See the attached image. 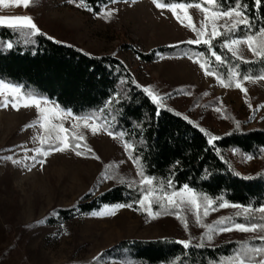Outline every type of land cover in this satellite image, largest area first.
Segmentation results:
<instances>
[{
	"label": "rangeland",
	"instance_id": "obj_1",
	"mask_svg": "<svg viewBox=\"0 0 264 264\" xmlns=\"http://www.w3.org/2000/svg\"><path fill=\"white\" fill-rule=\"evenodd\" d=\"M175 6L174 14L171 8L157 7L151 0H133L111 3L92 13L80 0H31L23 16L31 18L40 32L54 41L91 55H113L137 85L162 98L157 105L181 114L212 137L218 138L234 127L264 130L263 79L240 82L245 89L242 92L236 84L226 88L214 75L206 74L196 60L181 56H159L150 62L138 59L137 52L188 44L197 38L198 31L208 38L213 24L220 33L235 19L220 16L212 20V12L200 6ZM233 50L241 60L254 57L244 42ZM8 86L4 83L0 89V102L6 103L0 107V264H128L101 257L122 242L188 240L189 245L214 246L255 237L251 229L219 230L225 218L240 207H213L212 203L206 214L205 202L196 209L187 197L183 203L177 200L178 207L164 200L173 211L169 214L156 212L152 204V215L139 205L137 210L103 206L93 213L103 211L104 215L91 213L48 222L55 209L79 203L84 195L95 197L118 179L142 185L141 176L122 141L92 120L74 118L60 110L58 119L52 117L42 127L43 117L35 105L24 107L25 101L18 100L17 109H13L7 103L16 95ZM48 106L55 103L49 101ZM52 125L62 126L65 132ZM58 134L68 138L69 147L48 151L50 145L59 144ZM35 149L48 151V155ZM77 150L80 156L75 154ZM34 156L44 163H36ZM227 157L243 176L254 175L264 167V151L258 157L228 151ZM109 168L111 178L105 175Z\"/></svg>",
	"mask_w": 264,
	"mask_h": 264
},
{
	"label": "trees",
	"instance_id": "obj_2",
	"mask_svg": "<svg viewBox=\"0 0 264 264\" xmlns=\"http://www.w3.org/2000/svg\"><path fill=\"white\" fill-rule=\"evenodd\" d=\"M80 1L92 13L112 3L111 0ZM123 1L133 0H117ZM158 3L199 5L211 12L238 7L243 16L249 18L251 32L243 24L235 27L232 24L211 39L213 50L222 56L224 63L217 62L204 44H180L158 47L149 53L137 52L139 60L150 62L159 56L196 60L205 63V71L223 80L226 88L244 81V76L264 77V56L253 55L251 61H244L222 46L223 40L235 37L251 35L254 41L264 39L257 35L264 27V0L258 6L256 0H240L239 5L236 0H214L212 4L203 0H158ZM30 31L0 26V81L19 87L25 95L43 96L59 105L61 111L71 112L76 118L89 117L106 133H115L123 144L132 145L127 155L138 174L142 172L153 178L152 185H131L122 179L115 180L108 190L95 197L84 195L79 203L55 209L54 217L48 222L89 215L115 203L126 202L132 205L127 208L137 210L135 202L149 190L154 193L153 209L169 214L173 212L171 207L164 204L162 207L157 197L187 184L201 205L207 196L213 201V207L225 202L250 206L240 207L219 226L257 224L261 227L251 229L255 237L231 239L214 246L190 244L187 249L166 240L122 242L105 251L101 258L128 264H238V257L249 264L264 258V241L259 239L264 236V211L260 210L264 205V167L254 175L243 176L227 157L228 151L258 157L264 151V130L242 131L234 127L209 145L212 136L207 130L201 131V127L181 114L153 104L113 55H91L48 39L45 34L25 35ZM8 43L12 44L11 49L7 48ZM133 156L140 159L133 161ZM112 173L110 168L105 171L109 178Z\"/></svg>",
	"mask_w": 264,
	"mask_h": 264
},
{
	"label": "snow or ice",
	"instance_id": "obj_3",
	"mask_svg": "<svg viewBox=\"0 0 264 264\" xmlns=\"http://www.w3.org/2000/svg\"><path fill=\"white\" fill-rule=\"evenodd\" d=\"M29 2H30V0H0V5L5 4V3H11V4H14L17 6H28ZM111 2L116 3L117 0H111ZM213 2H214V0H206V3H208V4H212ZM239 2H240V0H236L237 5H239ZM68 3H73V0H68ZM153 3L157 7H169V8H171L175 14V8L177 6H175V5H161L158 3V0H153ZM260 3H261V0H256L257 6ZM179 7L181 9H183L185 7V5L180 4ZM197 7H199V5H197ZM109 11L112 12V11H115V9H111ZM204 11L207 12V9H204ZM220 16H224V17L234 16L235 19H233V21H232L233 27H235L237 24H243L249 30V32H251V25L249 23V18L247 16H243L242 12L238 9V7H228L226 10L219 11V12L214 11L211 13V19L212 20H215L216 18H218ZM242 16H243V18H241ZM208 19H209V17L206 16L205 20L207 21ZM0 25L7 26L11 29H17V28L31 29L30 32L25 33V35H27V36H31L34 34L43 35V33H40V30L33 23L31 18H29L27 16H16V17L0 16ZM218 35H220V33L217 31L216 26L213 24L211 34L208 38H204L203 32L198 31L197 32V38L194 40H189V41H187V43L192 44V45H199V44L203 43L204 45H207L208 46V52L211 54V56H214L215 60L217 62L224 63L225 61L222 59V56L213 50V47L211 44V39L213 37L218 36ZM257 35L264 36V27H261L259 29V32L257 33ZM48 39H53V38L49 36ZM241 42H244L247 44L249 50L253 53L254 56H257V57L264 56V39H259V40L254 41V39L251 35H247V36H243V37H235L231 40L225 39L222 42V46H223V48H227L229 51H231L233 56H236V52L233 50V46L238 45ZM6 46L9 49L12 48L11 43H8ZM200 55H203V53H200ZM205 67H206L205 63H200L201 69H205ZM206 74H209V73H206ZM260 78H264V77H260ZM244 79H252V77L244 76ZM220 82L223 83V80H221ZM133 83L135 84V81H133ZM8 87H10L12 89V92L16 93V95H14L12 97V100L8 101L7 103H11V106L13 109H17V101L18 100L25 101V103L23 105L24 107L35 105V107L42 114V117H43V122L41 124L42 127L45 124H48L50 118H52V117H55L57 119L59 118V116H60V106L59 105L49 107L48 106L49 100L43 96L37 97L35 95H25L21 91V89H19L18 87L11 86V85H9ZM137 87H139V85H137ZM236 87L240 88V90L242 92L245 91V89L241 87L240 83H236ZM3 88H4V83H3V81H0V89H3ZM143 91L151 99L153 104H157L158 101H161V99H162L161 97H159L157 94H155L148 87H145L143 89ZM42 103H43L44 107H41ZM0 107H6V103L0 102ZM158 113H159V108H157V114ZM68 115H72V113L69 112ZM74 118H76V117H74ZM82 119H89V117H84ZM52 127H58L60 133L65 132V129L60 125H52ZM92 131L95 133L97 131V128L95 126H93ZM201 131H203V129H201ZM108 135L114 136L116 134L109 131ZM120 135H123V133H121ZM79 138L80 137H76V139H79ZM215 139H217V137H214V136L210 137L208 140V144L211 145ZM56 140L59 141V144L50 145L48 148V151L54 152L57 149H59L60 151H63L64 149L69 147L68 138L66 136H62V135L58 134L56 137ZM78 147H79V145H77V148ZM130 147H132V145L125 142V144H124L125 150L127 151ZM34 151L37 153H41L40 149H35ZM48 151H44L41 154L44 156H47ZM75 154L77 156H80L81 152L77 150L75 152ZM132 159H133V161H137L140 158L137 156H133ZM33 160L36 163H40V164L44 163L43 160H38V159H36L35 156L33 157ZM140 175H141V184L152 185L153 178L150 175H145L142 172L140 173ZM168 184H169V187L171 188L172 182L169 181ZM153 195H154L153 191L149 190L148 192L144 193L138 201L135 202L140 207H144L149 215H152V207H151L152 201L149 198L152 197ZM185 197H187V201L192 205L193 208L198 209L201 206L197 202V198L193 192V189H191L189 187V185H187V184L183 185V188L171 191L170 194L164 193L163 196H158L157 202L160 203L161 206L163 207L164 206L163 201L166 200L167 204L169 206H177L178 207L179 204L177 203V200H179L180 203H183L185 201ZM204 201H205V205H206L205 213L207 214V206H211L213 201L211 199H209L207 196L204 197ZM226 203L227 202L221 203L219 206L225 207ZM131 206H132L131 204H128L125 202V203H115L112 205H105L104 207L109 208V209H118V208H122V207H131ZM233 207L239 208V207H250V206H242L239 204H234ZM260 210L264 211V205H261ZM157 214H159V213H157ZM93 215H104V212L101 211L99 213H93ZM258 227H261V226L257 225V224H247L246 225L244 223H234L231 226V228L225 226V227H221L219 230L222 232H226V231H230L232 228H234L236 230L249 231L250 229H256ZM209 239H211V237H209ZM259 239L264 241V236H260ZM176 243L183 245V247L185 249H187L189 247V241L188 240H178V241H176ZM197 246L199 247V245H197ZM256 251L259 252L261 250L256 249ZM238 264H247V262L245 259L238 257ZM256 264H264V258L259 259L256 262Z\"/></svg>",
	"mask_w": 264,
	"mask_h": 264
},
{
	"label": "crops",
	"instance_id": "obj_4",
	"mask_svg": "<svg viewBox=\"0 0 264 264\" xmlns=\"http://www.w3.org/2000/svg\"><path fill=\"white\" fill-rule=\"evenodd\" d=\"M28 6H17L11 3L2 4L0 5V16H4V17L23 16V13L25 12ZM0 26H3V25H0Z\"/></svg>",
	"mask_w": 264,
	"mask_h": 264
}]
</instances>
